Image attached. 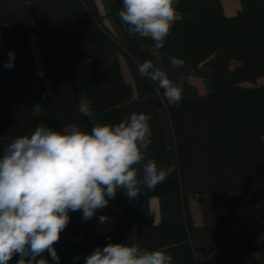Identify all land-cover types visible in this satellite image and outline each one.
<instances>
[{
  "label": "trees",
  "instance_id": "obj_1",
  "mask_svg": "<svg viewBox=\"0 0 264 264\" xmlns=\"http://www.w3.org/2000/svg\"><path fill=\"white\" fill-rule=\"evenodd\" d=\"M101 1L105 15L96 0H0V151L34 131L37 111L55 131L75 123L88 132L144 112L152 117L145 162L174 169L154 189L141 185L135 199L117 190L90 220L70 212L55 244L60 260L48 253L44 258L84 264L96 247L138 243L165 249L172 264H264V239L254 245L264 230V85L258 83L264 80V0H239L234 17L226 16L222 0H179L178 19L159 50L150 38L129 34L118 16L122 0ZM9 52L13 67L5 66ZM171 57L184 65L173 70ZM145 60L182 86L178 104L139 73ZM191 78L207 82L205 95ZM82 93L87 116L78 111ZM191 195L200 198L201 225L194 221ZM153 199L159 200L158 224ZM100 216L113 221V231H96ZM251 223H260L253 233Z\"/></svg>",
  "mask_w": 264,
  "mask_h": 264
},
{
  "label": "clouds",
  "instance_id": "obj_2",
  "mask_svg": "<svg viewBox=\"0 0 264 264\" xmlns=\"http://www.w3.org/2000/svg\"><path fill=\"white\" fill-rule=\"evenodd\" d=\"M179 0H122L118 11L130 35L150 38L157 50L178 19ZM191 17V14H189ZM6 67H13L9 52ZM173 70L184 60L171 57ZM138 71L163 90L172 104L183 99V88L151 60L138 63ZM78 111L87 116L88 103ZM150 114L133 112L118 124H96L84 131L72 123L55 131L41 123L30 135L12 139L0 151V264H49L48 253L58 262L55 244L70 222V212L81 211L92 219L107 207L117 190L129 200L140 195L141 185L154 189L174 169L158 167L154 159L145 162L144 148L150 143ZM137 166L142 167L139 177ZM100 221L108 219L100 216ZM79 259V257H75ZM163 248L148 250L138 243H108L96 247L84 264H172Z\"/></svg>",
  "mask_w": 264,
  "mask_h": 264
},
{
  "label": "rangeland",
  "instance_id": "obj_3",
  "mask_svg": "<svg viewBox=\"0 0 264 264\" xmlns=\"http://www.w3.org/2000/svg\"><path fill=\"white\" fill-rule=\"evenodd\" d=\"M96 2H97V5H98V8L100 10V13L102 15H105V11H104V7H103V4H102V1L101 0H96ZM105 24L112 32H115L108 20H105ZM31 44H32V49H33V53H34V60H35V64H36L37 74H38V76H41L42 70H41V64H40V59H39V54H38L35 38H32ZM120 62H121V65H122V69H123V72H124L125 79L134 86L131 74H130L128 68H127V65H126L124 59L120 58ZM189 83H191L192 85L196 86L198 91H199V93L201 95H205L207 93V91H208L207 82L205 80L191 78L189 80ZM258 83L260 85H264V80H260ZM81 98H82V103H86V100H85V97H84L83 93L81 94ZM37 118H38L39 124L43 123L38 111H37ZM190 204H191V207H193V210H194V211H192L193 212V217L196 220L197 225H199V224L202 223V212H201V206H200V198L198 196H196V195H191L190 196ZM259 225H260V223H251L249 225L250 231L252 233L255 232L258 229ZM263 239H264V230L259 232V234L256 236V238H255L256 242L254 243V245H257Z\"/></svg>",
  "mask_w": 264,
  "mask_h": 264
},
{
  "label": "crops",
  "instance_id": "obj_4",
  "mask_svg": "<svg viewBox=\"0 0 264 264\" xmlns=\"http://www.w3.org/2000/svg\"><path fill=\"white\" fill-rule=\"evenodd\" d=\"M222 4L227 17H234L237 15L239 11H241V4L239 0H222ZM189 201H190V197H189ZM191 209L192 211H194L193 207H191ZM151 211L156 224L160 223L161 216H160V205L158 199L151 200ZM194 221L197 224L195 219ZM113 230H114V223L111 219H107L104 222L99 221L96 225V231L98 233L111 232Z\"/></svg>",
  "mask_w": 264,
  "mask_h": 264
}]
</instances>
